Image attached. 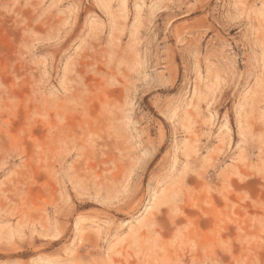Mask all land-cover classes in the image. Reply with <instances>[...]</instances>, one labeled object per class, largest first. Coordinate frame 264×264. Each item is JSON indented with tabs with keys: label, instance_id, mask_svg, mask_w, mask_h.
I'll return each instance as SVG.
<instances>
[{
	"label": "rangeland",
	"instance_id": "1",
	"mask_svg": "<svg viewBox=\"0 0 264 264\" xmlns=\"http://www.w3.org/2000/svg\"><path fill=\"white\" fill-rule=\"evenodd\" d=\"M0 264H264V0H0Z\"/></svg>",
	"mask_w": 264,
	"mask_h": 264
}]
</instances>
